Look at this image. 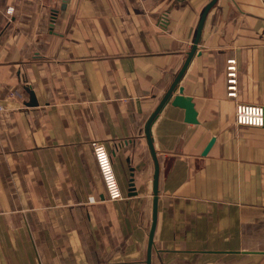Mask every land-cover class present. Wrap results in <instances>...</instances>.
Wrapping results in <instances>:
<instances>
[{
	"label": "crops",
	"instance_id": "0c3cea01",
	"mask_svg": "<svg viewBox=\"0 0 264 264\" xmlns=\"http://www.w3.org/2000/svg\"><path fill=\"white\" fill-rule=\"evenodd\" d=\"M209 1L0 0V264H145L144 126ZM180 85L197 123L169 101L150 127L151 264H264V125L234 120L239 103L264 106V0H216Z\"/></svg>",
	"mask_w": 264,
	"mask_h": 264
},
{
	"label": "water",
	"instance_id": "95a60500",
	"mask_svg": "<svg viewBox=\"0 0 264 264\" xmlns=\"http://www.w3.org/2000/svg\"><path fill=\"white\" fill-rule=\"evenodd\" d=\"M216 0H210L205 7L203 8L199 18L198 22L195 28V33L192 41V45L186 53V57L179 69V71L176 73L175 77L173 78L171 84L161 97L158 105L155 107V109L150 113L148 119L146 120L145 126H144V133L145 137L147 139V143L150 149V153L153 158L154 162V171H153V177H152V209H151V223L150 228L148 232V239H147V246H146V257H145V264H151V255H152V249H153V234L155 230V224H156V216H157V183H158V173H159V165L158 161L155 155V151L153 149L152 139L150 136V127L152 122L155 120L157 114L160 112V110L163 108V106L170 101L171 105L178 106L184 109V121L188 123H197L196 118V111L194 109V104L190 96L183 94V87L180 85V81L185 73V70L187 69L191 59L193 56L197 53V45L201 38V32L203 29L204 21L206 14L208 13L209 9L214 5ZM66 3V0H62V6H64ZM177 91L175 95L173 93ZM31 104V103H30ZM214 139L211 138L208 144L206 145L203 154L207 152L211 144L213 143ZM264 252V251H261Z\"/></svg>",
	"mask_w": 264,
	"mask_h": 264
},
{
	"label": "built area",
	"instance_id": "2783aa9c",
	"mask_svg": "<svg viewBox=\"0 0 264 264\" xmlns=\"http://www.w3.org/2000/svg\"><path fill=\"white\" fill-rule=\"evenodd\" d=\"M49 1L57 2L58 0ZM10 10L11 8L7 9L8 12H10ZM234 64L235 62L233 59L227 60L226 95L228 97L235 96L236 69ZM0 109H2L1 106ZM234 120L235 123L240 126L261 127L264 125V106L259 104L239 103L234 109ZM91 146L109 198H119L121 194L112 169L110 157L105 147L98 142H92Z\"/></svg>",
	"mask_w": 264,
	"mask_h": 264
},
{
	"label": "rangeland",
	"instance_id": "374dc122",
	"mask_svg": "<svg viewBox=\"0 0 264 264\" xmlns=\"http://www.w3.org/2000/svg\"><path fill=\"white\" fill-rule=\"evenodd\" d=\"M259 261L263 262V259H260ZM232 263L233 264H241V260L239 258H233Z\"/></svg>",
	"mask_w": 264,
	"mask_h": 264
}]
</instances>
